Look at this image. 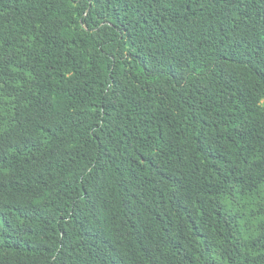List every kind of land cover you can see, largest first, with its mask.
<instances>
[{
	"label": "trees",
	"instance_id": "16d2710c",
	"mask_svg": "<svg viewBox=\"0 0 264 264\" xmlns=\"http://www.w3.org/2000/svg\"><path fill=\"white\" fill-rule=\"evenodd\" d=\"M0 264H264V0H0Z\"/></svg>",
	"mask_w": 264,
	"mask_h": 264
}]
</instances>
